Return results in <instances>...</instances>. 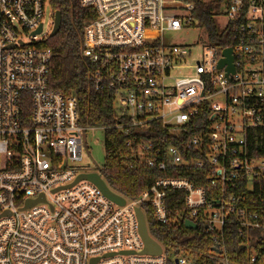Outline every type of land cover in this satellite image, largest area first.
<instances>
[{"label": "built area", "instance_id": "built-area-1", "mask_svg": "<svg viewBox=\"0 0 264 264\" xmlns=\"http://www.w3.org/2000/svg\"><path fill=\"white\" fill-rule=\"evenodd\" d=\"M78 2L94 11L81 56L94 90L111 95L124 163L166 174L133 199L114 192L122 205L88 180L75 182L91 173L75 166L86 132L105 128L83 123L76 96L49 86L50 33L37 38L49 0H0V264H194L190 249L151 236L147 208L158 225L202 227L209 264H238L225 247L233 228L246 253L241 264H264V157L246 152V131L264 127V0H226L214 12L226 16L221 40L206 34L194 65L190 46L164 40L167 31L201 28L191 2ZM226 48L232 72L218 66ZM177 167L196 169L201 183L168 174ZM170 190L182 192L179 212L168 207ZM136 208L158 255L141 253ZM173 250L182 255L170 262Z\"/></svg>", "mask_w": 264, "mask_h": 264}, {"label": "trees", "instance_id": "trees-1", "mask_svg": "<svg viewBox=\"0 0 264 264\" xmlns=\"http://www.w3.org/2000/svg\"><path fill=\"white\" fill-rule=\"evenodd\" d=\"M186 1L193 4L191 15L197 21V25L204 29L211 42L219 43L221 35H217L218 27L214 12L224 6L226 0ZM49 4L54 12L59 11L61 14L58 32L52 37L49 36L43 43V47L51 50L49 86L64 95L76 96L83 123L92 127L104 126L105 162L99 171L113 192L133 199L154 179L166 173L138 163H131V166L127 162L124 163L127 151L124 145L125 138L112 128L115 113L111 95L108 91L94 90L88 78L89 64L81 56L84 25L94 18V11L82 7L78 0H49ZM229 29L228 25L223 31L222 38H225ZM246 152L249 157H264V127L246 131ZM195 173L196 169L192 167H177V171L168 174L187 177L200 184L201 181ZM246 195L253 198L252 194ZM166 198L168 207L175 213L179 212L182 208V192L166 191ZM145 217L149 233L155 239L165 245L177 244L190 249L194 253V264H209L206 256L212 245L202 227L189 229L182 221L158 225L153 222L148 208ZM227 229L229 230L228 227ZM234 231L235 228L226 237L225 247L230 259L241 264L246 260V253Z\"/></svg>", "mask_w": 264, "mask_h": 264}, {"label": "rangeland", "instance_id": "rangeland-1", "mask_svg": "<svg viewBox=\"0 0 264 264\" xmlns=\"http://www.w3.org/2000/svg\"><path fill=\"white\" fill-rule=\"evenodd\" d=\"M225 7L223 6L222 12ZM218 29H222L226 21V16L223 13L215 15ZM43 32L37 36L40 39L44 34H49L53 20L51 17L50 6L45 3L42 17ZM164 40L169 44H182L190 46L192 54L187 58L186 62L189 65H194L201 59L202 47L206 43V33L201 28L182 29L179 31H167L164 33ZM173 76L182 77L191 75L190 70H174ZM116 107V105L114 106ZM105 162V148H104V130L102 128H95L93 131L86 132L85 146L82 152V160L75 163L78 171L96 172L100 173L99 169ZM180 251L173 250L169 256L170 262L174 261L175 257L181 256Z\"/></svg>", "mask_w": 264, "mask_h": 264}, {"label": "water", "instance_id": "water-1", "mask_svg": "<svg viewBox=\"0 0 264 264\" xmlns=\"http://www.w3.org/2000/svg\"><path fill=\"white\" fill-rule=\"evenodd\" d=\"M60 24H61V14L59 11H55L52 29L49 34L50 37L54 36L58 32L60 28ZM40 31H41V25H39V27L37 28L36 33H39ZM224 55H225V58L218 63V66H222L223 64H226L227 65L226 70L232 72L233 67L230 64V61H231L230 48L224 49ZM82 179H85V180H88L94 183L102 191V193H104V195H106V197H108L113 202L119 205H122L124 203V199L121 196L112 192L96 172L80 174L77 176L75 182L78 180H82ZM135 213H136L137 222H138V232L143 241V249L141 253L158 255L161 250L160 246L153 238H151L148 235L142 212L140 211L139 208H136ZM183 224L186 228H189V229L196 228V224L189 220H185Z\"/></svg>", "mask_w": 264, "mask_h": 264}]
</instances>
